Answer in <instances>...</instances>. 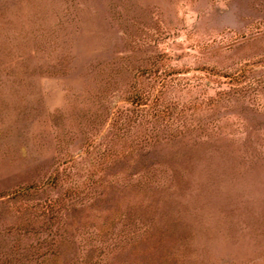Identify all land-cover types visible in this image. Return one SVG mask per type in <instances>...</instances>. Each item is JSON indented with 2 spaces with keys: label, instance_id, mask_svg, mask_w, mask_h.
Masks as SVG:
<instances>
[{
  "label": "rangeland",
  "instance_id": "1",
  "mask_svg": "<svg viewBox=\"0 0 264 264\" xmlns=\"http://www.w3.org/2000/svg\"><path fill=\"white\" fill-rule=\"evenodd\" d=\"M0 264H264V0H0Z\"/></svg>",
  "mask_w": 264,
  "mask_h": 264
}]
</instances>
